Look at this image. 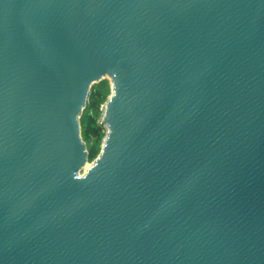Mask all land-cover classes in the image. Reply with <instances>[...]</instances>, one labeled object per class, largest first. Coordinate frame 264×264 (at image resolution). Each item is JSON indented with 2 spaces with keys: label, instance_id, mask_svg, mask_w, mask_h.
<instances>
[{
  "label": "water",
  "instance_id": "95a60500",
  "mask_svg": "<svg viewBox=\"0 0 264 264\" xmlns=\"http://www.w3.org/2000/svg\"><path fill=\"white\" fill-rule=\"evenodd\" d=\"M0 264H264V0H0Z\"/></svg>",
  "mask_w": 264,
  "mask_h": 264
},
{
  "label": "rangeland",
  "instance_id": "374dc122",
  "mask_svg": "<svg viewBox=\"0 0 264 264\" xmlns=\"http://www.w3.org/2000/svg\"><path fill=\"white\" fill-rule=\"evenodd\" d=\"M112 95V84L109 78H104L93 85L87 105L80 118L81 139L84 141L88 153L87 166H90L98 158L102 151L107 129L102 125L105 105ZM99 129L98 136L94 130Z\"/></svg>",
  "mask_w": 264,
  "mask_h": 264
},
{
  "label": "trees",
  "instance_id": "16d2710c",
  "mask_svg": "<svg viewBox=\"0 0 264 264\" xmlns=\"http://www.w3.org/2000/svg\"><path fill=\"white\" fill-rule=\"evenodd\" d=\"M99 133H100L99 129H95V130H94V135H95V136H98Z\"/></svg>",
  "mask_w": 264,
  "mask_h": 264
},
{
  "label": "bare ground",
  "instance_id": "6f19581e",
  "mask_svg": "<svg viewBox=\"0 0 264 264\" xmlns=\"http://www.w3.org/2000/svg\"><path fill=\"white\" fill-rule=\"evenodd\" d=\"M87 167H89V166H87Z\"/></svg>",
  "mask_w": 264,
  "mask_h": 264
}]
</instances>
